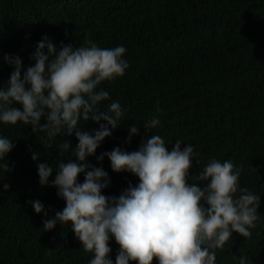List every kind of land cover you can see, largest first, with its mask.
Masks as SVG:
<instances>
[{"label": "trees", "instance_id": "16d2710c", "mask_svg": "<svg viewBox=\"0 0 264 264\" xmlns=\"http://www.w3.org/2000/svg\"><path fill=\"white\" fill-rule=\"evenodd\" d=\"M0 264H264V0H0Z\"/></svg>", "mask_w": 264, "mask_h": 264}]
</instances>
